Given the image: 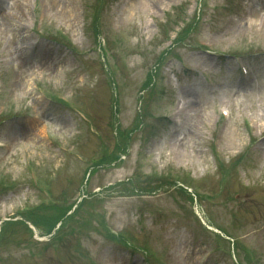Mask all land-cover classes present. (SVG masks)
<instances>
[{
	"label": "rangeland",
	"instance_id": "374dc122",
	"mask_svg": "<svg viewBox=\"0 0 264 264\" xmlns=\"http://www.w3.org/2000/svg\"><path fill=\"white\" fill-rule=\"evenodd\" d=\"M3 7L8 17L0 23V104L6 110L0 141L7 147L0 149V221L45 200L29 183L30 166L41 189L62 193L61 202L66 197L72 203L82 189L95 195L87 201L91 207L48 244L46 223L33 233L39 242L20 228L18 238L26 243L5 240L0 232V264H157L126 247L123 237L158 260L167 255L172 264H264V0H0ZM114 17L129 39H120ZM195 30L215 38L225 54L195 46ZM59 32L71 44L50 39ZM168 50L159 60L163 76L155 93L145 91ZM239 54L251 70L247 82L235 64ZM13 60L16 76L9 68ZM196 67L213 74L216 89ZM38 88L52 98L63 92L78 111L45 100ZM144 91L147 115L140 122ZM219 105H227L230 116L216 136ZM175 110L178 124L172 121ZM121 130L123 138L115 134ZM149 145L151 165L142 157ZM119 153L120 163L99 168L85 185L82 177L94 161ZM138 171L158 185L144 187ZM194 189L200 192L192 194ZM103 220L119 234L110 235ZM235 236L242 237L240 246L233 244Z\"/></svg>",
	"mask_w": 264,
	"mask_h": 264
},
{
	"label": "trees",
	"instance_id": "16d2710c",
	"mask_svg": "<svg viewBox=\"0 0 264 264\" xmlns=\"http://www.w3.org/2000/svg\"><path fill=\"white\" fill-rule=\"evenodd\" d=\"M180 9V8H178ZM181 15V14H179ZM192 27V25H191ZM184 31V29H180V32ZM165 33V32H164ZM167 53V51L162 52L160 54L159 58L157 59L158 61L162 58L163 54ZM153 87V86H152ZM146 115V112H142V117ZM118 158V155L116 154L114 158H112L110 155H105L103 158L101 157L99 160L95 161L94 164H104L108 163L110 160H115ZM137 179H139V183L144 182L147 187V189L150 187L152 189L153 187L151 185L156 184L153 180L156 179L155 177H150V178H142L141 176L137 175ZM145 179L144 181H142ZM177 193H180L177 191ZM62 194V193H61ZM59 194V195H61ZM55 196L52 202L49 203H39L35 206L30 207L27 211L22 213V216L24 219L30 220L31 222L35 223V225L39 226L42 225L43 223L47 224V227H50L51 225L55 224L59 220H63V223L67 220L74 221L73 217L71 214L66 215V212L70 206V204L67 203V201L64 199L63 202H61L58 198V196ZM66 198V197H65ZM86 202V201H85ZM4 225L1 227V236L2 238L4 237L5 240H11L15 242H21V243H26L24 238L20 236L18 238V232L16 229L20 228L22 231H25L28 233V237L31 238V231L26 225L24 220H15V221H7L3 223ZM59 235L57 236V238Z\"/></svg>",
	"mask_w": 264,
	"mask_h": 264
},
{
	"label": "bare ground",
	"instance_id": "6f19581e",
	"mask_svg": "<svg viewBox=\"0 0 264 264\" xmlns=\"http://www.w3.org/2000/svg\"><path fill=\"white\" fill-rule=\"evenodd\" d=\"M16 6V9L18 7V3L16 4V2L14 3ZM10 15V14H9ZM8 17V12H6V8L3 7L2 10L0 11V23Z\"/></svg>",
	"mask_w": 264,
	"mask_h": 264
}]
</instances>
